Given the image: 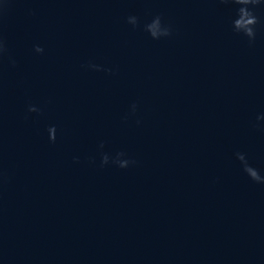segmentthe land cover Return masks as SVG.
Instances as JSON below:
<instances>
[{"label": "water", "instance_id": "95a60500", "mask_svg": "<svg viewBox=\"0 0 264 264\" xmlns=\"http://www.w3.org/2000/svg\"><path fill=\"white\" fill-rule=\"evenodd\" d=\"M239 7L0 0V264H264L237 155L264 176V0L254 41Z\"/></svg>", "mask_w": 264, "mask_h": 264}, {"label": "clouds", "instance_id": "9594fccd", "mask_svg": "<svg viewBox=\"0 0 264 264\" xmlns=\"http://www.w3.org/2000/svg\"><path fill=\"white\" fill-rule=\"evenodd\" d=\"M232 2L241 5V7L237 10V18L233 21V28L238 33H243L247 37L250 38L251 41L255 40L256 37V28L255 26L259 23V18L256 16L254 10L249 8V5H258L261 3V0H232ZM133 24L137 23L136 17L129 18ZM147 30L150 32L153 38H160L161 36H168L171 34V29L169 27L163 26L160 17H156L151 23L146 25ZM36 52L42 53L44 49L37 45L35 48ZM7 51L6 46L2 39H0V55ZM12 63H15L13 60ZM92 67H97L96 65H92ZM30 112L40 111L35 105L29 106ZM50 139L55 141L56 139V128L55 126L50 127ZM124 153H119V156H123ZM239 159L243 163L244 171L256 182L264 183V176L260 174V172L253 166H251L245 155L242 153L237 154ZM103 162L106 164L108 162V156L104 155ZM134 163V161H132ZM116 163L119 164L120 167H127L130 163L129 160H120L117 158Z\"/></svg>", "mask_w": 264, "mask_h": 264}]
</instances>
